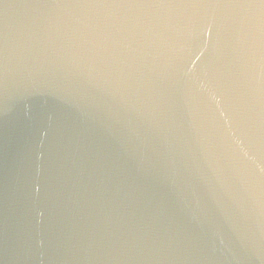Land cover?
I'll return each instance as SVG.
<instances>
[{"label": "water", "instance_id": "1", "mask_svg": "<svg viewBox=\"0 0 264 264\" xmlns=\"http://www.w3.org/2000/svg\"><path fill=\"white\" fill-rule=\"evenodd\" d=\"M0 264H264V0H0Z\"/></svg>", "mask_w": 264, "mask_h": 264}]
</instances>
